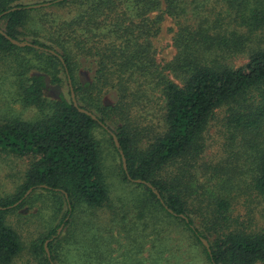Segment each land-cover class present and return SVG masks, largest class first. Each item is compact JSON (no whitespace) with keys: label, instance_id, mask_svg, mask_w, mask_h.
<instances>
[{"label":"trees","instance_id":"1","mask_svg":"<svg viewBox=\"0 0 264 264\" xmlns=\"http://www.w3.org/2000/svg\"><path fill=\"white\" fill-rule=\"evenodd\" d=\"M32 1L0 0V31L32 45L20 48L0 33V57L17 66L18 101L37 111L30 121L0 120V156L31 159L15 192L0 197V264H17L25 249L8 218L35 204L29 217L50 213L46 233L29 245L36 264H56L66 232L68 241L75 237L89 248L87 264H140L132 245L137 236H125V245L117 236L136 222L125 219L122 228L120 209L110 201L96 127L120 159L108 131L116 136L128 176L160 196L164 205L146 185L133 183L144 188L151 212L159 209L182 225L208 264H264V228L235 216L226 192L236 169L211 167L204 156V133L214 112L225 108L227 161L249 153L246 184L264 198V48L252 43L264 27V0H41L50 5L40 9ZM48 9L65 14L40 16L41 30L27 31L30 14ZM165 18L175 25L176 54L161 65L154 39ZM243 54L245 63L236 66L233 60ZM74 65L89 81L75 80ZM48 83L66 86V95L50 100ZM120 169L131 182L121 160Z\"/></svg>","mask_w":264,"mask_h":264},{"label":"rangeland","instance_id":"2","mask_svg":"<svg viewBox=\"0 0 264 264\" xmlns=\"http://www.w3.org/2000/svg\"><path fill=\"white\" fill-rule=\"evenodd\" d=\"M31 3L32 5H37L43 2L41 0H33ZM48 10L50 11L32 12L26 25L27 31L39 32L41 30L40 16L46 14L44 17L49 19L47 15L65 14V10ZM161 26L160 34L154 39V47L157 52V61L162 65L174 58L176 48L172 43L173 31L175 29L173 20L165 18ZM25 40L21 42H28L27 39ZM252 43L255 46L264 48V27L257 31ZM245 61L246 57L243 54L234 59L233 63L236 66H240ZM16 67L11 57H0V120L18 118L23 121H30L37 115V111L32 107L22 105L17 99L12 81L17 74ZM73 71L77 82L83 83L89 81L88 75L83 72V69L77 68V65H74ZM173 81L174 83H179L177 80ZM66 92L67 88L64 85L56 87L49 84L47 97L50 100H55L59 97V94L66 95ZM224 115L225 108L218 109L214 112L209 122L204 133L206 146L204 156L209 158L208 161L211 163V167L219 166L227 171H231L233 167L236 169L233 178L226 183V192L232 201L235 216H240L249 227L260 230L264 228V198L252 193L246 184L247 175L252 166L248 162L250 160L248 157L249 153L243 159L238 158L232 159L233 161L231 162L227 161V154L230 156V153L225 150L226 141L221 130L224 124ZM111 123L112 121H109L108 125H112ZM111 127L114 128L113 126ZM93 136L98 142L101 170L109 190L110 201L115 208L120 209L121 226L122 228L126 226L123 223L125 219L136 222L134 226H131V224L127 226V229L130 226L132 227V229L130 228V232H127L125 229L117 234L122 245L128 243L125 241V236L130 238L137 236V242L132 243V245H135V251H137L140 264H208L202 248L189 238L182 225L176 221L171 222L159 209L151 212L144 188L123 179L120 169V159L113 150L109 135L96 127L93 131ZM235 149L237 148L235 147ZM30 161V158H17L9 154H2L0 156V197L10 196L15 192L17 185L21 181L20 178L28 168ZM199 178L200 182L204 181L202 177ZM212 182L217 183L215 180ZM228 185L231 187L227 188ZM244 190L247 191L244 193ZM51 200H47L48 202H46L52 204ZM46 202L44 203L46 204ZM37 208L38 204H35L34 209L29 211L30 214L36 212ZM19 212L22 214L21 217L17 215ZM19 212L12 214L8 218L21 234L25 248L17 264L29 262L36 264L38 261L33 260L29 245L31 241L40 239L46 233L44 227L48 219H50V216H48L50 213L48 210H42L40 217H35L34 215L29 217L30 214L28 215L27 208H23ZM107 215V213H102L101 219H106ZM61 230L56 236L61 234ZM68 239L67 232L63 233L61 243L57 247L56 264H87L88 258L84 254L89 251V248H86L75 237L70 241Z\"/></svg>","mask_w":264,"mask_h":264},{"label":"water","instance_id":"3","mask_svg":"<svg viewBox=\"0 0 264 264\" xmlns=\"http://www.w3.org/2000/svg\"><path fill=\"white\" fill-rule=\"evenodd\" d=\"M49 5H50L49 3H44V4L33 5V6H31V7H33V8H40V7H47V6H49ZM12 10H14V9H12ZM8 12H9V10H8V11H5L2 15L7 14ZM0 17H1V16H0ZM0 33H1L2 35H4V36H5V37H6V38H7V39H8L13 45H15V46H18V47H28V46H32V45H31L30 43H28V42H19V41H17V40H13L12 38L6 36L2 31H0ZM35 48H36V47H35ZM52 54H53V52H52ZM68 85H69V90H70V94H71V99H72L74 105L77 106L76 101H75V97H74V93H73V89H72V87H71V81H70L69 78H68ZM79 111L82 112V113H85V114H87V115H89V116H91L94 120H96V117L93 116L90 112H88V111H86V110H83V109H79ZM104 128H105V127H104ZM108 132H109V134H110L111 137H112V140H113V142H114V145H115L116 149L118 150V153H119V155H120L121 164H122V169H123L124 172L126 173L127 179H128L129 181L133 182V183H139V184H144V185H146L148 188H150V189L153 191V193H154V194L156 195V197L159 199V201L161 202V204L164 205L163 201L160 199V196L156 193V191L153 189V187H152L150 184H148V183H146V182H144V181H141V180H133V179H131V178L128 176V174H127V166H126V159H125V157H124V155H123L122 150L120 149V146H119V143H118V141H117V138H116V136H115L113 133H111L110 131H108ZM31 191H32V189H29V190L26 192V194H25L24 197H26ZM18 203H19V202H18ZM16 205H17V204H15L14 206H16ZM14 206H13V207H14ZM165 208H166V207H165ZM0 209H1V208H0ZM168 211H169V210H168ZM169 212L171 213V211H169ZM61 228H62V226L58 229V232L60 231ZM201 242H202L203 246L207 249L208 253H210V249H209V245H208L207 241H205L204 239H201ZM47 243H48V241H46V242L44 243V248H45V252H46V254H47V257L50 258L49 250H48V248H47Z\"/></svg>","mask_w":264,"mask_h":264}]
</instances>
